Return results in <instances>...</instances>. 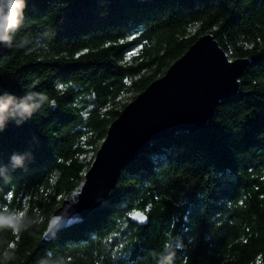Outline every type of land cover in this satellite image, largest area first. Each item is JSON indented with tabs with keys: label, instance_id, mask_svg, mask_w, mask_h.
<instances>
[{
	"label": "trees",
	"instance_id": "trees-1",
	"mask_svg": "<svg viewBox=\"0 0 264 264\" xmlns=\"http://www.w3.org/2000/svg\"><path fill=\"white\" fill-rule=\"evenodd\" d=\"M207 34L249 60L238 94L202 131L152 143L45 242L112 122ZM7 97L0 214L21 219L0 227V264H264V0H26L0 58Z\"/></svg>",
	"mask_w": 264,
	"mask_h": 264
},
{
	"label": "water",
	"instance_id": "water-1",
	"mask_svg": "<svg viewBox=\"0 0 264 264\" xmlns=\"http://www.w3.org/2000/svg\"><path fill=\"white\" fill-rule=\"evenodd\" d=\"M7 42L0 41V58ZM249 64L248 59L231 60L213 35L199 37L162 78L152 82L112 122L91 167L52 214L45 242L83 223L101 208L122 172L152 143L179 132L202 131L219 104L238 94ZM131 220L141 226L147 223L141 212H135Z\"/></svg>",
	"mask_w": 264,
	"mask_h": 264
},
{
	"label": "clouds",
	"instance_id": "clouds-1",
	"mask_svg": "<svg viewBox=\"0 0 264 264\" xmlns=\"http://www.w3.org/2000/svg\"><path fill=\"white\" fill-rule=\"evenodd\" d=\"M25 0H0V41L8 39L9 30L18 27L22 17ZM14 103L12 97L0 98V114L6 112L10 105ZM19 107L24 112H30L31 108L27 104H20ZM21 219L19 214L9 216L0 214V227H11L15 232L20 231L18 221Z\"/></svg>",
	"mask_w": 264,
	"mask_h": 264
}]
</instances>
